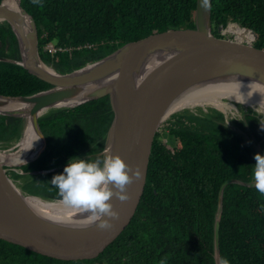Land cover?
<instances>
[{
  "label": "trees",
  "instance_id": "1",
  "mask_svg": "<svg viewBox=\"0 0 264 264\" xmlns=\"http://www.w3.org/2000/svg\"><path fill=\"white\" fill-rule=\"evenodd\" d=\"M1 1V0H0ZM196 0H20L37 30L44 64L67 74L98 61L121 46L166 30L194 29ZM212 34L236 24L239 37L264 50V0H211ZM53 43L68 50L49 55ZM0 58L18 61L16 39L0 24ZM51 88L19 65L0 62V96H29ZM172 115L155 134L146 180L127 227L90 260L51 259L0 239V264H215L213 225L220 186L227 180L250 183L254 145L264 150V120L252 110L230 129L216 110ZM113 114L108 97L70 109L51 110L38 119L46 147L21 171L56 168L21 186L43 200H59L50 183L71 158L102 156ZM21 118L0 115V148L18 142ZM163 137L165 141H163ZM13 153L16 159L21 157ZM97 155V156H94ZM15 178L20 176L14 174ZM219 254L229 264H264V194L254 186L224 188Z\"/></svg>",
  "mask_w": 264,
  "mask_h": 264
},
{
  "label": "water",
  "instance_id": "2",
  "mask_svg": "<svg viewBox=\"0 0 264 264\" xmlns=\"http://www.w3.org/2000/svg\"><path fill=\"white\" fill-rule=\"evenodd\" d=\"M210 12L211 7L206 10L201 6V0H196L194 29L153 34L127 43L82 68L59 74L42 62L35 22L21 7L20 0H16L13 8L8 5V0L0 1V24L6 23L10 27L19 53L18 61L0 58V62L19 65L51 86L29 96H0V107L9 103L19 106L2 110L0 115L21 118L23 126L25 121L29 122L34 136L39 138L38 144L30 147L24 164L10 166L0 158L1 240L56 260L80 261L97 257L127 227L143 192L155 134L163 122L176 113L173 109L177 102L196 89L224 81L252 83L264 89V50L235 39L216 38L212 34ZM230 25L236 24H229L225 29L218 27L217 32L223 36ZM104 97L109 98L113 118L99 155L102 159L106 155H118L130 168L139 169L141 176L127 187L128 201L110 199L118 218L109 221L111 229L100 231L86 222L53 219L35 211L29 198L44 202L58 200L47 201L24 193L9 178L6 167H21L45 150V138L38 126V119L44 114ZM217 111L224 116L222 111ZM226 125L234 129L230 124ZM22 138L23 132L15 147H11L17 148L15 153L20 152ZM3 152L0 151V155ZM230 184L250 187L253 181L227 180L219 188L213 225L215 264L217 255L220 256L222 196L224 188Z\"/></svg>",
  "mask_w": 264,
  "mask_h": 264
},
{
  "label": "clouds",
  "instance_id": "3",
  "mask_svg": "<svg viewBox=\"0 0 264 264\" xmlns=\"http://www.w3.org/2000/svg\"><path fill=\"white\" fill-rule=\"evenodd\" d=\"M33 3H39V0H33ZM201 6L210 9V0H201ZM236 83L239 89L241 84ZM242 100L244 103L245 100ZM253 159V186L264 194V155L255 154ZM20 162L25 163L22 160ZM140 176L139 169L130 168L118 155L110 154L103 159L71 158L63 173L54 175L48 183L58 190L60 199L57 203L64 209L86 214L87 224L94 225L97 230L107 231L112 227L109 221L118 218V213L109 203L110 199L114 197L120 202L128 201L127 187L138 181ZM216 264H229V261L217 255Z\"/></svg>",
  "mask_w": 264,
  "mask_h": 264
},
{
  "label": "bare ground",
  "instance_id": "4",
  "mask_svg": "<svg viewBox=\"0 0 264 264\" xmlns=\"http://www.w3.org/2000/svg\"><path fill=\"white\" fill-rule=\"evenodd\" d=\"M8 5L13 8L16 6V0H8ZM228 33L234 35L235 40L239 41L238 34L240 30L236 28V25L228 27ZM238 89L236 81H224L207 85L205 87L196 89L182 97L174 107V112H180L184 109H193L195 107L210 106L214 109L222 111L224 114L236 112L235 107L232 104L225 103L224 101L239 103L244 107L252 108L258 112L264 118V89L259 85L252 83H242ZM242 98L245 100L243 103ZM19 106L15 103H9L0 107L2 110H13ZM37 138L34 136L30 129L29 122H24L22 153L19 159H16L13 154L0 155V158L7 165H19L20 161L26 162L29 156L30 147L37 145ZM12 152V150H11ZM30 205L38 213L53 219H59L67 222L81 223L85 221V215L75 210H66L57 202H44L36 198H29Z\"/></svg>",
  "mask_w": 264,
  "mask_h": 264
},
{
  "label": "rangeland",
  "instance_id": "5",
  "mask_svg": "<svg viewBox=\"0 0 264 264\" xmlns=\"http://www.w3.org/2000/svg\"><path fill=\"white\" fill-rule=\"evenodd\" d=\"M231 26V25H230ZM226 31H227V29H226ZM226 31H224V33H223V38H226V39H228V40H233V39H235V37H234V35H232V34H230V33H228V32H226ZM238 38L240 39L238 42H243V43H246V39L245 38H240L239 37V34H238ZM225 103H228V104H232L234 107H235V109H236V112H232V113H227V114H224V119H225V122L227 123V124H230V122L232 121V120H241L242 118H243V113H245L247 110H252L253 112H255L256 113V111H254L252 108H249V107H244L243 105H241V104H239V103H234V102H229V101H224ZM211 109H213V110H215L214 108H212V107H210V106H206V107H195V108H193V109H184V110H182V111H180V112H176V113H174V114H172V115H177V114H183V113H191V114H195V115H200V112H203V113H208L209 111L208 110H211ZM217 111V110H216ZM171 115V116H172ZM257 115L259 116V117H261L262 118V120H264V118L262 117V115L261 114H259L258 112H257ZM170 116V117H171ZM167 118L164 122H163V124L161 125V127L159 128V131L158 132H160V131H164L165 133L167 132V130H165L164 128L165 127H167V126H169V124L171 123V122H173L174 120H171V118ZM23 132V131H22ZM165 138L166 137H163V141H165ZM17 143V142H16ZM15 142H12V143H10V149H5V150H3L2 148H0V151H5V152H3V154H5V155H9V154H13V153H15V151H16V149L17 148H11V147H15ZM14 145V146H13ZM254 147H255V149L257 150V152H258V154H261V155H264V150H262V151H260V149H259V147H258V145L257 144H255L254 145ZM11 150H12V152H11ZM6 168H13V167H6ZM16 168V167H15ZM20 180L19 181H16V182H14V184L22 191V189H21V186H20Z\"/></svg>",
  "mask_w": 264,
  "mask_h": 264
},
{
  "label": "flooded vegetation",
  "instance_id": "6",
  "mask_svg": "<svg viewBox=\"0 0 264 264\" xmlns=\"http://www.w3.org/2000/svg\"><path fill=\"white\" fill-rule=\"evenodd\" d=\"M21 137V136H20ZM20 139V138H19ZM10 148V147H8ZM41 155V154H40ZM39 155V157H40ZM37 159V158H36ZM35 159V160H36ZM33 160V161H35ZM33 161L29 162V163H32ZM27 163V164H29ZM27 164L23 165V166H26ZM21 166V167H23ZM21 167H18V168H6V173L7 175L9 176V178L13 181V182H16V181H21L20 182V186H25L27 183L31 182L33 180V177L34 176H38V175H42L40 174L41 172H51V171H54L56 170V168H52V169H48V170H40V171H28V172H24V171H21L20 168ZM14 174H17L19 175L20 177L19 178H15L14 177Z\"/></svg>",
  "mask_w": 264,
  "mask_h": 264
},
{
  "label": "built area",
  "instance_id": "7",
  "mask_svg": "<svg viewBox=\"0 0 264 264\" xmlns=\"http://www.w3.org/2000/svg\"><path fill=\"white\" fill-rule=\"evenodd\" d=\"M246 43L251 44V42L250 41H247V40H246ZM42 50L46 54L54 55V54H57V53L66 51V50H68V48L59 47V46H56L53 43H49V44L44 45Z\"/></svg>",
  "mask_w": 264,
  "mask_h": 264
}]
</instances>
